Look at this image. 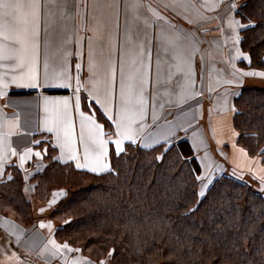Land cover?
I'll use <instances>...</instances> for the list:
<instances>
[{"label": "crops", "instance_id": "1", "mask_svg": "<svg viewBox=\"0 0 264 264\" xmlns=\"http://www.w3.org/2000/svg\"><path fill=\"white\" fill-rule=\"evenodd\" d=\"M243 2L41 0L40 87L10 84L2 90L7 95L0 96V133L6 134L9 122L19 120V127L14 129L18 134L6 140L17 154L13 156L11 151L4 149L7 160L0 165V179L9 175L10 167L20 170L23 194L31 201L33 193L29 178L42 171L46 144L54 146L55 157L59 161L75 166L77 162L84 164L85 145L90 141L87 122L82 130L81 113L102 127L103 139L109 141L108 155L102 159L109 165L110 151L116 153L112 141L118 138L116 122L121 110L122 69L125 77L140 69L147 89L144 114L137 116L133 124L136 129L135 144L149 148L143 145L152 147L185 138L201 171L206 165L202 152L205 149L210 151L209 158L213 161L208 174L213 176L212 179L222 172L235 176L239 174L241 179H246L243 178L246 177L244 171L261 163L258 157L249 155L236 143L232 125L233 101L244 87L264 88V76L243 75L247 72L261 73V70L247 66L248 54L239 45L242 28L239 25L245 24L236 17L235 10ZM137 3L140 6L133 7ZM90 52L91 63L94 64L92 71L89 68ZM174 54L179 59H175ZM46 61L50 71L55 67L57 71L65 72L64 82L68 87L45 83ZM110 61L115 68L114 81L109 73ZM240 62L246 66L240 65ZM3 71L0 69V72ZM189 71L194 82L192 86L186 83ZM186 96L194 98L183 101ZM45 98L53 102L68 100L67 113L72 133L71 142L63 149L56 135L44 130L41 123L49 114L44 111ZM77 101L79 111L76 109ZM92 106L109 121V133L103 120L94 114L95 110H91ZM56 107L55 103L50 104V112ZM59 107L60 111L64 110L62 104ZM36 141L40 143L37 145ZM126 143L132 142L125 140L123 148ZM26 148L39 151L42 156L27 158L21 168L20 156ZM73 153L77 159L70 158ZM50 208L36 203L32 207L35 219L28 227L0 213V264H67L69 257L66 252L62 258L63 255L54 256L44 250L48 247L53 249L50 241L57 242L53 236L54 223L49 216L48 219L44 216ZM42 223L45 225L43 228L40 227ZM48 224H51V229Z\"/></svg>", "mask_w": 264, "mask_h": 264}, {"label": "trees", "instance_id": "2", "mask_svg": "<svg viewBox=\"0 0 264 264\" xmlns=\"http://www.w3.org/2000/svg\"><path fill=\"white\" fill-rule=\"evenodd\" d=\"M235 15L254 25L239 31L247 66L264 69V0H244ZM233 105L236 143L264 163V88H242ZM91 110L109 133V121L94 106ZM45 149L42 171L29 178L32 193L47 201L52 190H64L49 214L57 222L53 236L78 246L88 259L109 264H264V190L222 172L200 197L201 169L185 138L149 148L126 143L119 155L110 151L111 170L101 173L59 161L49 143ZM8 173L0 179V213L28 227L35 218L23 194L21 171L10 167Z\"/></svg>", "mask_w": 264, "mask_h": 264}, {"label": "snow or ice", "instance_id": "3", "mask_svg": "<svg viewBox=\"0 0 264 264\" xmlns=\"http://www.w3.org/2000/svg\"><path fill=\"white\" fill-rule=\"evenodd\" d=\"M137 3L133 7H139ZM235 7V6H233ZM42 8L41 0H0V69H4L0 72V96L7 95L3 89H7L10 84H15L17 87H28V88H38L40 87V75L38 71L39 62V22H40V11ZM153 15H157L153 12ZM157 18H161L157 16ZM239 24V22H236ZM240 27H249L254 25H239ZM141 52L143 53V45H141ZM175 59H179V56L174 54ZM90 59V71L94 69V64L92 61V53L89 54ZM79 68V65L77 66ZM109 73L112 81L115 80V68L111 61L109 62ZM188 79L186 83L192 86L194 82L191 80V73L188 72ZM246 76H264V72L255 73L247 72L243 73ZM65 72L60 70L57 71L55 67L49 70V64L46 61L44 65V79L45 83H51L52 86L56 87H68L69 85L64 82ZM127 81V82H126ZM79 91V80L77 81ZM157 91L159 89L160 81H157ZM111 86V85H110ZM145 79L142 71L137 69L132 75L125 77L123 69L121 70V86H120V96H121V110L119 113V119L116 122V136L118 137L112 143L115 144L116 154L119 155L124 151L122 147L125 140L131 141L133 144L136 143V129L133 127L135 123V118L137 116L142 117L145 111V105L147 103L145 99ZM189 98H194L191 96L183 97V101ZM55 103L57 105L55 111L50 112L49 105ZM44 111L49 113L46 115L41 123L44 130L49 133H54L56 135L57 142L63 149L67 143L71 142L72 124L68 119V100L65 98L63 101H50L48 98L44 99ZM63 105V111H60V105ZM77 111H79V101L76 105ZM81 126L82 130L85 127V122L88 126V139L90 144L85 145V163L81 164L77 162L76 167L87 168L93 173H100L104 171H110L108 164L103 163V157L108 155L107 144L109 141L104 140L103 129L100 125H97L95 120L91 117H85L81 113ZM112 119V117H109ZM9 131L5 133H0V165L7 160V152L4 151L5 148L11 151V154L15 156L17 153L15 149L11 148L10 143H6L8 137L18 134L14 131L19 127V120L17 119L15 123L9 122ZM84 135L83 131L81 133V141L83 142ZM37 145L39 141L35 142ZM144 147H150V145H143ZM97 149L99 151H97ZM47 150L45 149L44 154ZM94 154V155H93ZM41 157L42 153L37 151L33 152L32 148H26L24 154L20 156V167L22 168L25 160L31 156ZM264 156V151L261 152ZM71 159H77L75 153L70 157ZM157 159H162V157H157ZM12 177L9 176V180ZM197 179H202V177L197 176ZM209 183L211 180L209 179ZM208 185H204L203 188H207ZM202 190L198 193L200 197L205 196V191ZM40 227H45L42 223ZM47 227L51 229V224ZM54 253L62 254V250H67L68 252L80 251V249H72L67 243L63 245L57 244L54 240L50 241ZM47 250V249H46ZM113 253L109 252V256ZM72 264H91V261L74 260ZM100 264H105L101 261Z\"/></svg>", "mask_w": 264, "mask_h": 264}, {"label": "rangeland", "instance_id": "4", "mask_svg": "<svg viewBox=\"0 0 264 264\" xmlns=\"http://www.w3.org/2000/svg\"><path fill=\"white\" fill-rule=\"evenodd\" d=\"M251 68H255V67H251ZM255 69L261 70L260 72H264V69H260V68H255ZM201 152H202V150H201ZM202 153H203V156H205L204 161H205L206 165L203 167V171H200V177H202V179H201V183H202L201 184V190H202L204 185H206V184L208 185L209 184V179L211 180L212 177H213V176L211 177V174H208V172L211 169V166H212L211 164H212V161H213L212 159L209 158L210 151L205 149ZM211 153L214 154L212 151H211ZM211 157H212V155H211ZM260 163H261L260 166L257 167V166H253L252 165L251 169H248L247 171H244L245 172L244 176H246V177H243V178H246L244 180H246L247 182L252 184V186L256 185L257 188L264 190V163H262L261 161H260ZM236 176L239 177V174H237ZM203 190H204V188H203ZM32 192H33V190H32ZM63 195H64V190L55 189V190L51 191L49 199L47 201H43L41 199H37L32 194V197H31V201L32 202H31V204L33 205L32 207H35L36 203H38L40 205L51 206V208L49 209V213L47 212L44 215L48 219L49 218L48 217L49 214L56 207V205L58 204V201L61 199V197ZM51 221L54 223V227H56V224H57L56 220H51ZM56 241H57L56 243H58V244H62V245L65 244V242L61 243L58 240H56ZM69 247L72 248V249H80L78 246L69 245ZM44 250H46V248ZM48 251L51 252L54 256L63 255L62 258H64V255H65V252H66L68 254V257H69L67 264H72V261L77 260V259L82 260V261H91V264H100V262L102 261V260L101 261L90 260L85 255H81L80 251H78V252H76V251L68 252L67 250H62V254H60V253H54V250L50 249L49 247L47 248V252ZM104 262H105V264H109V262H107L106 260Z\"/></svg>", "mask_w": 264, "mask_h": 264}]
</instances>
